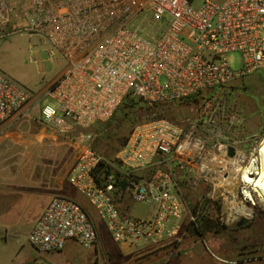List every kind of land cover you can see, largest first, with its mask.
I'll use <instances>...</instances> for the list:
<instances>
[{
	"label": "built area",
	"instance_id": "2783aa9c",
	"mask_svg": "<svg viewBox=\"0 0 264 264\" xmlns=\"http://www.w3.org/2000/svg\"><path fill=\"white\" fill-rule=\"evenodd\" d=\"M10 25L43 37L50 57L66 67L38 101L0 71V132L37 111L76 150L67 183L84 199L53 196L28 233L31 247L50 254L74 242L100 251L91 211L115 243L155 250L188 238L185 224L195 218L179 191L180 173L206 183L197 169L230 149L231 164L244 162L237 83L264 71V0H0V34ZM129 95L149 106L189 103L192 118L184 127L164 120L137 126L106 158L90 130L112 120ZM42 100L54 105L38 107ZM125 195L150 215H123ZM217 260L264 264L255 255Z\"/></svg>",
	"mask_w": 264,
	"mask_h": 264
},
{
	"label": "rangeland",
	"instance_id": "374dc122",
	"mask_svg": "<svg viewBox=\"0 0 264 264\" xmlns=\"http://www.w3.org/2000/svg\"><path fill=\"white\" fill-rule=\"evenodd\" d=\"M212 1L221 3L224 0ZM230 60L232 67H240L238 55L230 56ZM65 67L66 62L59 55L50 57L43 37L20 32L12 25L0 34V71L26 89L33 100L38 101L42 97L46 88ZM256 75L237 83L238 90L242 92L238 95L237 103L243 119L238 138L242 141V146H247L243 147L244 162L233 165L228 154H215L211 163L201 170L197 169L198 173L206 175V183L193 179L194 176L189 180L186 173H180L177 178L179 191L187 214L195 218L185 224L189 237L179 244L155 250L144 249L140 254L155 253V259L148 262L223 264L217 258L230 260L239 259L242 255L264 256V205L258 198L253 203L245 197L244 189L250 191L251 187L242 182L240 171L245 167L258 171L260 166L258 151L264 141V74L261 79ZM42 104L54 105L52 101L42 100L37 106ZM36 109L38 110L37 107ZM192 114L189 103L149 106L138 100L130 103L128 99L118 108L112 121L97 124L90 131L97 151L112 159L124 147L137 126L164 120L174 126L184 127L185 121L192 118ZM75 155L74 147L41 124L37 111L30 119L0 132V201L2 189L11 191L15 198L21 200L24 194L46 190L47 182L57 188L54 196L68 194L67 176L74 165ZM74 194L75 198H80L78 194ZM238 206L249 209L251 217L236 216ZM35 210L34 206L27 211L10 215L12 220L9 227L0 224V234L7 238L6 242L0 243V251H3L0 252V264L6 261V264H24L29 258L32 259L26 264H85L82 261L86 259L88 252L80 246L70 244L61 252L43 254L29 245L27 236L32 225L31 219L34 221L36 218L33 217ZM130 213L144 217L149 213V208L132 203ZM6 216L0 212V219ZM200 217L216 222L217 228H226L220 232L205 229L199 232L197 218ZM243 217L248 221L238 227L237 223ZM101 223L105 228L104 223ZM101 236L103 258L108 257L110 264H120L126 251L120 254L116 249L120 245L114 243L106 232ZM142 245L138 247H143ZM248 247L254 249L248 250ZM123 261L147 264L146 259L141 263H136L138 260L133 259ZM98 264L103 263L99 261Z\"/></svg>",
	"mask_w": 264,
	"mask_h": 264
},
{
	"label": "crops",
	"instance_id": "0c3cea01",
	"mask_svg": "<svg viewBox=\"0 0 264 264\" xmlns=\"http://www.w3.org/2000/svg\"><path fill=\"white\" fill-rule=\"evenodd\" d=\"M46 186H47L46 190L44 189L43 191H40V192L24 194V196L21 198V200L15 198V196L12 194L11 191L2 189L1 190L2 201H0V212L2 211V213L6 214L7 216L0 219V224L5 226V227H9L10 220H12L11 219L12 217H10V215L15 214L17 212L27 211L30 207H34V206H35L36 210L33 214V217L37 218L41 214L42 210L47 205V203L50 201V199L55 195V191L57 190V188L52 187L49 182H47ZM74 193H75L74 190H72L70 188L68 189V194H70L73 197H76V195ZM79 199L81 201H84V199H82V198H79ZM132 203H133V201L129 196L125 195L122 198V200L119 204V210L121 211V213L123 215H128V214L131 215L130 209H131ZM150 212L151 211L149 209V213L142 218L148 217L150 215ZM91 213H92L94 220H95V223L97 224V227H98L101 250L100 251H97L96 249L86 250L88 252L87 253L88 255H87L86 259L82 262H84L85 264H98L99 261H101L103 264H110L108 257L103 258L102 254H101L102 250H104L103 245H102L101 234H104L105 232L107 235H109V234L107 233V231H104L105 228H103V226H102V223H101L102 221H100L98 219V217H96V215L93 211H91ZM131 216H133V215H131ZM135 217H138V216H135ZM36 218H35V220H36ZM34 221L31 219L32 225H31L28 233L30 232ZM103 231H104V233H103ZM6 240H7V238L5 237L3 242H6ZM70 244L78 246L74 242H69V243H67L65 248L68 247ZM116 244L120 245V248L119 247L116 248L120 254L124 253V251H126V253H124L125 255L124 256L122 255V261L120 262V264H130L131 263L130 261L124 262L123 261L124 259L138 260V261H136V263H138V262L141 263L142 260L146 259L147 264H153V263L148 262V261L151 259H155V253H153V254H148V253L147 254H140L141 251H144V249H147V247L143 246L141 243L131 242V243H116ZM139 245H142L143 247H138ZM194 246H196V245H194ZM105 249H107V248H105ZM20 250L21 249H19V251ZM0 252H3V251H0ZM196 252L198 254H200L199 251H196ZM31 259L32 258H29L28 260H26L24 264L29 262V260H31ZM230 260H232V259H230ZM6 263H7V261L4 264H6Z\"/></svg>",
	"mask_w": 264,
	"mask_h": 264
},
{
	"label": "bare ground",
	"instance_id": "6f19581e",
	"mask_svg": "<svg viewBox=\"0 0 264 264\" xmlns=\"http://www.w3.org/2000/svg\"><path fill=\"white\" fill-rule=\"evenodd\" d=\"M258 161L260 165L259 170L253 178H251L253 173L248 167L241 169L242 182L247 187H251L250 191L244 189L243 194L253 203L255 202V198H258V201L264 205V141L258 151ZM236 216L251 217V211L243 206H238Z\"/></svg>",
	"mask_w": 264,
	"mask_h": 264
},
{
	"label": "trees",
	"instance_id": "16d2710c",
	"mask_svg": "<svg viewBox=\"0 0 264 264\" xmlns=\"http://www.w3.org/2000/svg\"><path fill=\"white\" fill-rule=\"evenodd\" d=\"M128 99L130 100V103L134 102L135 100H138V101L144 103L142 100H140L138 98H135V97H132L130 95L124 100V102L127 101ZM144 104H146V103H144ZM151 106H155V105H151ZM112 120H110V121H112ZM197 222H198V225L197 226H199V229H198L199 232H202L203 229L210 230V231H215V232H220L221 230H224L226 228L225 226L222 227L221 229L220 228H217L218 227V224L216 222H213L212 220H205L204 218H201V217L200 218H197ZM197 222H196V224H197ZM199 234H201V233H199ZM247 249L248 250H252V249H254V247H248Z\"/></svg>",
	"mask_w": 264,
	"mask_h": 264
},
{
	"label": "water",
	"instance_id": "95a60500",
	"mask_svg": "<svg viewBox=\"0 0 264 264\" xmlns=\"http://www.w3.org/2000/svg\"><path fill=\"white\" fill-rule=\"evenodd\" d=\"M233 153H234L233 149H230L228 155L231 157V156H233ZM247 221H248V219H246V218L243 217V218H241V220L237 223V226H242V225L246 224Z\"/></svg>",
	"mask_w": 264,
	"mask_h": 264
},
{
	"label": "flooded vegetation",
	"instance_id": "af4514ba",
	"mask_svg": "<svg viewBox=\"0 0 264 264\" xmlns=\"http://www.w3.org/2000/svg\"><path fill=\"white\" fill-rule=\"evenodd\" d=\"M262 72H263V71H262ZM262 72L256 73V74H257L256 76H258L260 79H261L262 75L264 74V73H262ZM241 93H242V92H241ZM238 227H240V226H238Z\"/></svg>",
	"mask_w": 264,
	"mask_h": 264
}]
</instances>
